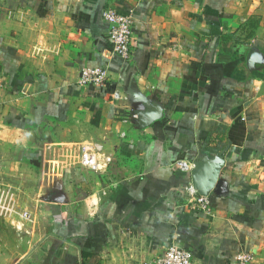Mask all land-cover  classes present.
<instances>
[{"label":"crops","instance_id":"1","mask_svg":"<svg viewBox=\"0 0 264 264\" xmlns=\"http://www.w3.org/2000/svg\"><path fill=\"white\" fill-rule=\"evenodd\" d=\"M112 7L133 16L129 61ZM85 67L112 81L79 86ZM84 149L113 161L83 168ZM201 152L226 161L209 213L178 168ZM0 171L24 208L22 255L0 264H150L175 243L264 264V0H0Z\"/></svg>","mask_w":264,"mask_h":264},{"label":"built area","instance_id":"2","mask_svg":"<svg viewBox=\"0 0 264 264\" xmlns=\"http://www.w3.org/2000/svg\"><path fill=\"white\" fill-rule=\"evenodd\" d=\"M103 17L108 26L113 52L123 60L129 61L133 53V16L120 13L116 7H112L104 11ZM111 81L112 75L108 68L85 67L80 72L78 85L87 88H103ZM122 98V94L117 89L111 97L114 102H120ZM142 116L139 113L130 114V118L133 120H137ZM112 161L111 157H104L94 150L84 149L81 154L80 165L89 170L101 171L110 166ZM193 167L194 165L191 162H178V168L183 172L189 173ZM187 194L190 209L205 213L211 211L212 206L209 197L200 195L192 184L187 188ZM24 217H27V214H24ZM150 264H193V258L189 250L175 243ZM234 264H254V257L249 252L241 251L236 255Z\"/></svg>","mask_w":264,"mask_h":264},{"label":"rangeland","instance_id":"3","mask_svg":"<svg viewBox=\"0 0 264 264\" xmlns=\"http://www.w3.org/2000/svg\"><path fill=\"white\" fill-rule=\"evenodd\" d=\"M18 181L15 175L0 171V256L7 260H18L22 255L24 240L15 231L13 220L22 214L23 206L20 205L19 191L16 188ZM15 201H18L16 205ZM22 259V258H21Z\"/></svg>","mask_w":264,"mask_h":264},{"label":"water","instance_id":"4","mask_svg":"<svg viewBox=\"0 0 264 264\" xmlns=\"http://www.w3.org/2000/svg\"><path fill=\"white\" fill-rule=\"evenodd\" d=\"M141 118H144V115ZM193 165L191 171L192 185L200 195L209 196L212 192L217 193L222 190L225 185V180L222 178V171L226 167L224 158L201 152Z\"/></svg>","mask_w":264,"mask_h":264}]
</instances>
